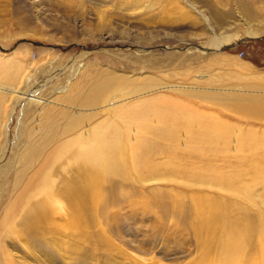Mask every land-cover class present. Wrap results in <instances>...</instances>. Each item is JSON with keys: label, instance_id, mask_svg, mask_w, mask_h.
Masks as SVG:
<instances>
[{"label": "rangeland", "instance_id": "obj_1", "mask_svg": "<svg viewBox=\"0 0 264 264\" xmlns=\"http://www.w3.org/2000/svg\"><path fill=\"white\" fill-rule=\"evenodd\" d=\"M110 76L117 77L121 92H141L127 102L139 98L175 104L197 116L199 124L216 125L218 134L227 129L236 139L244 138L250 148H239L230 137L220 154H156L147 176L169 177L174 169L187 183L117 177L118 199L105 211L109 226L104 219L94 224L86 247L67 252L77 243L68 234L58 237L66 249L45 238H50L47 232L40 243L33 241L17 222L14 232L1 230L3 257L15 264H194L200 247L193 231L175 229L172 216L159 221L156 208L145 210L139 204L153 190L163 195L180 190L187 210L193 207L191 194L200 191L218 197L220 206L230 205L235 213L236 206L245 208L258 227L264 223V0H0V220L22 188L13 181L25 131L43 133L46 112L60 130L71 118L79 120L62 138L85 130L104 114L81 105L80 99L92 80ZM66 84L68 90L58 93L57 87ZM30 88L38 97L26 102L21 92ZM74 90L77 104L63 99ZM179 137L178 148L185 151L186 137ZM195 170L209 177L219 171L236 191L225 194L191 180ZM55 172L57 179L62 176L61 170ZM244 190L248 201L240 195ZM56 213L50 219L60 221L64 216ZM102 231L111 249L99 244ZM257 237L251 238L255 264L264 246V237Z\"/></svg>", "mask_w": 264, "mask_h": 264}, {"label": "bare ground", "instance_id": "obj_2", "mask_svg": "<svg viewBox=\"0 0 264 264\" xmlns=\"http://www.w3.org/2000/svg\"><path fill=\"white\" fill-rule=\"evenodd\" d=\"M211 17L219 24L218 16L212 13ZM255 33L256 31L249 32L252 35ZM210 44L213 47L218 46V42ZM15 66L21 69V65ZM116 78L110 76L92 80L87 86L85 96L80 99L81 105H87L91 110L100 109L98 113L104 114V117L90 124L85 130H78L74 135L62 138L61 135L66 134L65 130L70 133L79 126V120L71 118L65 128L60 130L51 120L50 113L46 112L48 121L42 126L43 133L35 135L31 130L25 131V137L20 143L22 148L16 154V179L12 183L14 187L21 184L22 188L7 200L0 220V240L1 232L4 231L6 235L14 232V226L18 222L19 231L33 241L39 242V237L47 232L50 238L44 236L45 238H52L53 242L66 249L65 243L58 237L68 234L77 243L67 248V252L80 251L91 242L94 224H101L104 219L109 226L110 217L105 211L110 203L118 199L115 178H131L141 183L165 180L186 184L187 180L180 179L182 175L176 174L178 172L174 169L169 177L153 172L147 176V165L151 164L156 154L175 156V153L197 151L205 157L217 152L224 153L229 138L235 137L227 129H220L221 134L216 133L217 127L214 124H199L197 116L187 113L175 104L139 98L127 102L129 97L141 92H137L138 89L121 92L122 87L118 86L120 82ZM69 85L57 87L60 91L58 93H65ZM8 91L18 92L15 89ZM35 92L36 90L30 88L21 92V95L26 102L35 101L38 97ZM77 94L74 90L63 99L77 104ZM180 135H184L188 142L185 151L178 148ZM234 139L237 142L238 139ZM237 143L239 148H250L249 142L244 138H239ZM49 145L52 146L50 150ZM34 166V171L27 176L28 170ZM56 170H61L62 176L59 175L58 179ZM210 176L195 170L189 177L225 194L236 191L219 171ZM178 191L175 194L167 192L165 195L158 194L160 190L156 194L154 190L151 193L147 191V194L141 196L139 204L145 210L156 208L159 221L166 216H172L175 229L182 230L187 227L193 231L200 247V259L194 264H255L251 261V254L255 251L251 238L256 234L263 240L264 223L258 227L245 208L236 206L235 213L230 205L220 206L218 197L201 194L200 191L191 194L193 207L187 210L182 201L183 195ZM240 195L247 201L250 198L248 190L242 191ZM56 212H62L64 216L60 221L50 219L51 214L56 215ZM98 239L101 246L104 244L111 249L112 244L106 239L104 231L99 233ZM2 247L0 241V264H15L9 260L10 257L6 259L2 256ZM259 255L256 264H264V246Z\"/></svg>", "mask_w": 264, "mask_h": 264}, {"label": "water", "instance_id": "obj_3", "mask_svg": "<svg viewBox=\"0 0 264 264\" xmlns=\"http://www.w3.org/2000/svg\"><path fill=\"white\" fill-rule=\"evenodd\" d=\"M199 48H201V49H202L203 47H199Z\"/></svg>", "mask_w": 264, "mask_h": 264}]
</instances>
